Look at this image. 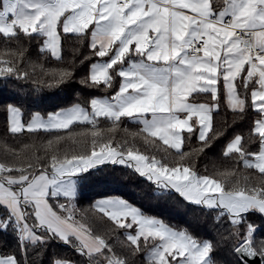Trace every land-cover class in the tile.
Returning <instances> with one entry per match:
<instances>
[{
    "label": "snow or ice",
    "instance_id": "6c2138e0",
    "mask_svg": "<svg viewBox=\"0 0 264 264\" xmlns=\"http://www.w3.org/2000/svg\"><path fill=\"white\" fill-rule=\"evenodd\" d=\"M68 36L88 43L91 54L80 65L101 58L88 65L79 83L106 91L119 77L118 90L91 98L87 108L77 103L47 114L34 111L27 119L22 107L9 104L8 132L61 131L77 123L94 127L101 117L116 125L127 118L142 125L146 143L158 138L179 159L125 151L111 139L97 147L93 139L89 154L53 155L47 167L31 160L0 162V232H10L18 245L0 253V264H73L51 250L57 241L84 257L85 264H135L141 254L146 264H224L211 240L173 229L119 197L100 199L93 207L113 229L125 230L124 240L116 248L107 235H94L76 219V201L88 174L105 164L126 165L186 202L217 212L226 220L231 251L264 264V240L255 239L264 229V0H0V38L14 43L9 59L0 61V81L32 78L19 67L27 53L22 39L39 41V57L65 63L42 75L56 84L71 81L76 65L65 61ZM221 102L240 120L249 108L259 114L248 132L230 139L222 155L255 170L260 186L246 179V187L226 189L224 181L199 175L191 166L224 135L214 127ZM193 135L200 146L183 151ZM253 145L257 151H250Z\"/></svg>",
    "mask_w": 264,
    "mask_h": 264
},
{
    "label": "trees",
    "instance_id": "16d2710c",
    "mask_svg": "<svg viewBox=\"0 0 264 264\" xmlns=\"http://www.w3.org/2000/svg\"><path fill=\"white\" fill-rule=\"evenodd\" d=\"M19 43L27 49L26 57L19 67L28 71L32 78L16 84L9 80L0 81V162L6 159L9 161L18 159L21 162L31 160L39 161L47 167L46 162L50 161L53 155L63 158L66 154L69 157L76 154H89L93 139L97 141V147L111 139L112 146L120 145L125 151L132 148L150 158L155 155L157 159H161L167 155L170 160L179 159L175 150L164 145L158 138L149 137V141H155V143H146L143 139L146 134L141 132L142 125L127 118H122L116 125L101 117L98 118L94 127L87 123H77L68 130L23 132L15 136L11 135L8 132L7 105L22 107L25 111V119L34 111L47 114L77 103L88 107L93 97H111L118 90L121 80L116 77L114 86L106 91L93 90L81 85L79 80L87 74L88 65L100 58L92 56L90 61L80 65L79 60L91 54L88 43L87 41L79 42L75 37L68 36L64 41V57L66 62L75 63V72L71 81L56 84L48 75L41 73L55 71L64 67L65 63L50 57H39L36 48L38 40L25 42L22 39ZM77 48L79 51L74 52L73 50ZM13 51L14 43H7L0 38V61L8 60ZM32 64H43V68L33 70ZM3 66L0 64V67ZM4 84H8L9 87H3ZM256 118H259V114L253 112L251 108L244 120L235 118L221 102L220 112L214 113V127L219 125L224 130V135L215 139L210 148H206L194 157L191 162L193 169L199 175H209L224 181L226 189L246 187V179L248 184L260 186L262 178L255 170L246 169L242 163L222 155L230 139L237 133L248 132ZM93 132H98L99 135L94 137ZM49 141L52 143L49 144ZM199 146L196 135H193L191 141L187 142L182 150L188 151L190 147ZM257 150L255 145L250 148V151ZM185 162L187 158L181 163ZM220 172L232 174L225 177L219 175ZM112 195L126 198L137 205L143 213L156 216L176 229L186 230L201 241L211 240L217 244V259L223 260L224 264H248L231 251V241L225 239L227 237L226 220L218 218L217 212L210 213L201 206L186 202L174 190L157 187L126 165L105 164L88 174L83 193L76 201V219L86 223L94 235H107L109 243H112L114 247H119L117 241L124 240L125 230L113 229L112 222L107 217L101 219V214L93 207L98 197ZM59 202L65 203L64 199ZM53 204L55 207V202ZM2 214L3 209H0V215ZM256 219L259 222V218ZM255 239L264 240V229L257 232ZM17 249L18 245L14 236L10 232H0V253H9ZM51 250L75 264H85L84 257L77 255L72 248L58 241L51 245ZM135 264H146L143 254L135 257Z\"/></svg>",
    "mask_w": 264,
    "mask_h": 264
},
{
    "label": "rangeland",
    "instance_id": "374dc122",
    "mask_svg": "<svg viewBox=\"0 0 264 264\" xmlns=\"http://www.w3.org/2000/svg\"><path fill=\"white\" fill-rule=\"evenodd\" d=\"M113 197H119V198H122V199H125L126 201H128L126 198H124V197H121V196H118V195H112V196H102V197H98L97 199H95V201H94V203L96 202V201H98V200H100V199H105V198H113ZM128 202H130V201H128ZM133 206H136V207H138L137 205H135V204H133L132 202H130ZM139 208V207H138ZM141 210V209H140ZM142 211V210H141ZM145 214V213H144ZM145 215H147V214H145ZM147 216H150V217H153V218H156V219H159L158 217H156V216H153V215H147ZM159 220H161V219H159ZM162 221V220H161ZM164 222V221H163ZM166 225H168V226H170V227H172L171 225H169V224H167L166 222H164ZM173 228V227H172ZM174 229V228H173ZM176 229V228H175ZM176 230H179V229H176ZM130 231H133V230H130ZM73 264H75V263H73Z\"/></svg>",
    "mask_w": 264,
    "mask_h": 264
},
{
    "label": "water",
    "instance_id": "95a60500",
    "mask_svg": "<svg viewBox=\"0 0 264 264\" xmlns=\"http://www.w3.org/2000/svg\"><path fill=\"white\" fill-rule=\"evenodd\" d=\"M248 264H261V260L259 258L252 259V258H243Z\"/></svg>",
    "mask_w": 264,
    "mask_h": 264
},
{
    "label": "crops",
    "instance_id": "0c3cea01",
    "mask_svg": "<svg viewBox=\"0 0 264 264\" xmlns=\"http://www.w3.org/2000/svg\"><path fill=\"white\" fill-rule=\"evenodd\" d=\"M101 59V58H100ZM103 60H106L107 59V57H105V58H102ZM97 61V60H96ZM120 82H121V80H120ZM120 85V84H119ZM98 97H100V98H103V97H105V96H98ZM75 105V104H74ZM71 106H73V105H71ZM81 106H83V105H81ZM70 107V106H69ZM83 107H85V106H83ZM65 108H67V107H65ZM87 108V107H86ZM149 118H150V116H149ZM174 228V227H173ZM175 229V228H174Z\"/></svg>",
    "mask_w": 264,
    "mask_h": 264
}]
</instances>
